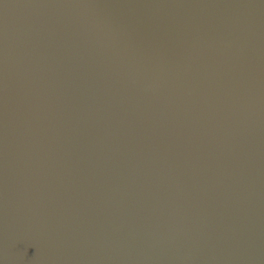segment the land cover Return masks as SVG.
<instances>
[{"label": "water", "instance_id": "95a60500", "mask_svg": "<svg viewBox=\"0 0 264 264\" xmlns=\"http://www.w3.org/2000/svg\"><path fill=\"white\" fill-rule=\"evenodd\" d=\"M0 264H264V0H0Z\"/></svg>", "mask_w": 264, "mask_h": 264}]
</instances>
